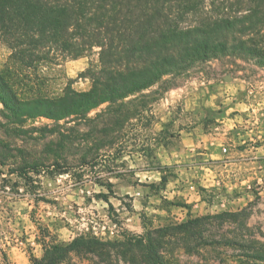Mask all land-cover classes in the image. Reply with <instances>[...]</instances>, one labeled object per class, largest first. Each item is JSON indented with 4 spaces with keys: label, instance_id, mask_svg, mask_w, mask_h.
<instances>
[{
    "label": "rangeland",
    "instance_id": "1",
    "mask_svg": "<svg viewBox=\"0 0 264 264\" xmlns=\"http://www.w3.org/2000/svg\"><path fill=\"white\" fill-rule=\"evenodd\" d=\"M10 56L0 43V71L20 74L19 68H11ZM97 61L93 56L44 70L39 73L41 82L39 74L28 73L29 81L23 85L40 83L49 97L66 89L87 93L91 82L85 72ZM239 65L245 70L236 76L210 81L194 77L155 96L159 100L139 121L110 136L115 148L109 153L87 154L84 143L76 144L63 153L60 169L53 170L55 155L46 153L42 141L29 140L38 134L26 136L33 141L25 150L26 161H47L48 168L39 167V176L28 170L31 180H26L11 174L17 169L12 161L0 166V264L41 259L42 243L51 237L64 244L80 236L123 242L129 235L146 236L160 228L227 214L238 218L209 220L196 230L209 245L203 247L211 248L189 250L197 247L198 239L187 237V245L180 246L176 237L170 247L190 248L188 253L173 249L172 264H239L236 257L242 251L235 244L264 247V71ZM158 90L156 86L144 94ZM100 124L92 126L100 131ZM47 125L51 122L38 119L27 128ZM86 129V123L79 124L81 135ZM194 159L208 164L209 171H199L205 179L190 171ZM60 170L68 174L57 175ZM197 195L211 209L204 216L191 213L190 201ZM75 260L92 264L81 257Z\"/></svg>",
    "mask_w": 264,
    "mask_h": 264
},
{
    "label": "trees",
    "instance_id": "2",
    "mask_svg": "<svg viewBox=\"0 0 264 264\" xmlns=\"http://www.w3.org/2000/svg\"><path fill=\"white\" fill-rule=\"evenodd\" d=\"M0 43L11 53V68L20 73L0 71V166L12 161L17 169L11 174L31 180L30 172L39 176V167L48 166L26 161L33 141H42L46 153L55 155L51 168L60 169L63 153L76 144L84 143L87 154L114 150L110 136L139 121L159 100L155 96L194 77L236 76L245 70L240 63L264 71V0H0ZM93 56L98 63L85 72L91 82L87 93L66 89L49 97L40 83L23 85L31 73ZM156 86L158 91L144 94ZM38 119L51 125L27 128ZM98 122L100 131L92 126ZM80 123L87 125L84 135ZM32 134L38 137L26 139ZM237 218L196 219L146 236L129 235L123 242L80 236L64 244L51 237L42 243V258L31 264H77L75 257L92 264H172L173 249L188 253L190 248L170 247L176 237L180 246L187 245V237L198 239L189 250L211 248L203 247L209 245L196 230L209 220ZM234 246L242 251L239 264H264V247Z\"/></svg>",
    "mask_w": 264,
    "mask_h": 264
},
{
    "label": "crops",
    "instance_id": "3",
    "mask_svg": "<svg viewBox=\"0 0 264 264\" xmlns=\"http://www.w3.org/2000/svg\"><path fill=\"white\" fill-rule=\"evenodd\" d=\"M200 156H206L205 154H198ZM195 157V156H194ZM197 158V156H196ZM201 161V159H198ZM205 160V159H203ZM191 163L188 165L190 167V171L196 173L197 177L196 178H203L205 179L206 176H204L202 173L203 171H209L208 168V164L207 163H203V161L198 162L197 159H194L193 161H190ZM200 171V172H199ZM203 179L201 181V185L203 183ZM195 186L197 185V182L194 184ZM194 186V188H195ZM198 198H196L194 196V200L190 201V206H192V214H196L195 217H199V216H204L206 215L208 212L211 211V209L209 207H206L205 202L202 201L201 197L199 195H197ZM221 207V206H220ZM213 209H216V207H214ZM130 221L133 222V219H131ZM133 229H137V228H133Z\"/></svg>",
    "mask_w": 264,
    "mask_h": 264
},
{
    "label": "built area",
    "instance_id": "4",
    "mask_svg": "<svg viewBox=\"0 0 264 264\" xmlns=\"http://www.w3.org/2000/svg\"><path fill=\"white\" fill-rule=\"evenodd\" d=\"M224 152L226 153L227 151H226V150H224Z\"/></svg>",
    "mask_w": 264,
    "mask_h": 264
}]
</instances>
